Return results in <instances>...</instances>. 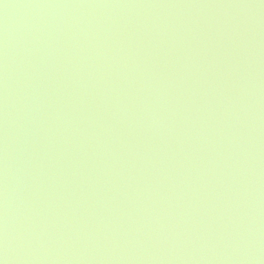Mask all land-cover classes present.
<instances>
[{"label": "rangeland", "instance_id": "1", "mask_svg": "<svg viewBox=\"0 0 264 264\" xmlns=\"http://www.w3.org/2000/svg\"><path fill=\"white\" fill-rule=\"evenodd\" d=\"M0 264H264V0H0Z\"/></svg>", "mask_w": 264, "mask_h": 264}]
</instances>
